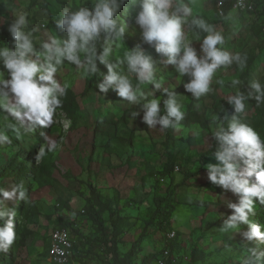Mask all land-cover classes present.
Wrapping results in <instances>:
<instances>
[{"label":"rangeland","instance_id":"obj_1","mask_svg":"<svg viewBox=\"0 0 264 264\" xmlns=\"http://www.w3.org/2000/svg\"><path fill=\"white\" fill-rule=\"evenodd\" d=\"M221 1L177 0V3L187 4L192 9L185 32L186 39L198 52L206 33L191 25L193 18L203 19L221 32L225 37L222 46L225 50L247 57L244 67L234 63L217 69L209 92L198 99L206 98L205 102L195 106L201 109L205 105L214 114H231L234 109L226 98L237 91L242 92L247 66L252 65V82L259 81L264 85V0L255 13L246 14L232 9L229 14L225 11V17L219 13ZM95 2L0 0V26L5 30L4 35H0V48L12 46L8 27L21 14L27 16L26 31L32 33L34 47L42 50L41 43L50 38L67 39V33L56 26L65 8L72 11L79 7L92 8ZM135 2L126 0L119 13V23L124 24L126 35L144 45L143 49L152 56L155 79L161 83V89H156L151 83H139L135 74L128 72L127 64L121 61L132 47L121 38L112 40L110 45L115 48V59L123 66L120 73L129 76L133 85H138L143 93L138 103L124 100L112 89L103 93L97 87L84 97L93 73L85 75L82 67L65 61L58 67L57 79L66 86L65 91H71L77 97L80 120L76 125L65 113L57 110L53 123L47 127L22 123L0 110V133L9 137L8 141L0 144V168L16 159L21 164V171L31 172L32 162L36 169V179L29 181L23 189V203L20 204L17 193V198L6 201L0 209L10 214L0 220V225L12 219L16 234L13 244L1 249L2 256L5 249L9 253L0 258V264H50L47 250L51 234L64 228L73 231L77 237L71 264H117L109 256V249L103 244L97 226L87 213L83 214L87 200L92 197L91 188L112 202L114 220H118L121 227L119 251L122 258L134 251L132 264H156L170 245L169 234L174 232L177 233L179 251L175 256L178 257L177 264H191L194 252L201 258L196 264H247L254 253L248 249V240L242 235L248 230L247 225L228 232L221 231L224 220L232 214L228 203L238 202L239 197L208 179L206 165L218 163L214 157L218 144L213 133L219 124H212L211 132H206L198 126L191 130L171 126L162 129L160 125L152 128L143 120V103L154 98L162 102L164 88L180 92L177 99L184 113L189 111L193 99L183 87L189 78L179 76L175 66L165 65L163 61L166 58L143 42L141 30L134 22ZM7 76L0 64V79ZM234 80L239 84L233 85ZM133 113L137 115L134 117ZM262 113L264 103L249 98L244 111L237 115L242 122L253 127ZM163 114L166 115L164 110ZM258 133L264 139V129ZM51 142H55L57 147L50 151ZM167 144L171 146V153L178 156L172 175H168L164 168ZM203 158L204 167L201 165ZM197 172H201L200 176L189 178V174ZM0 184H4L7 190L16 185L12 180L1 177ZM170 193V205L175 208L171 209V217L155 221L154 226L147 228L157 210L155 199L167 198ZM201 203H209V206L203 207ZM67 204L71 211L66 209ZM103 218L107 235L112 238L111 213H105ZM251 220L261 225L264 231V204L258 200ZM210 224L221 226L210 229ZM144 232H147V238L141 239ZM256 244L264 253V241L258 240ZM254 260L257 264H264V259Z\"/></svg>","mask_w":264,"mask_h":264},{"label":"clouds","instance_id":"obj_2","mask_svg":"<svg viewBox=\"0 0 264 264\" xmlns=\"http://www.w3.org/2000/svg\"><path fill=\"white\" fill-rule=\"evenodd\" d=\"M125 2L96 0L92 8L79 7L75 11L65 8L56 26L67 33V39L50 38L41 43L42 50L34 47L32 33L26 31L27 16L19 15L8 27L12 46L0 48V64L8 73L7 78L0 79V110L25 124L51 125L61 105L60 98L65 94L66 86L57 79L58 67L65 61L82 67L85 75L96 73L98 63L105 65L107 74L97 85L99 91L107 93L112 89L124 100L138 103L143 93L129 76L115 70L118 65L109 62L111 47L97 49L102 37L113 41L125 37V26L119 23V13ZM135 8L134 22L141 30L143 42L166 58L165 65L175 66L179 76L189 78L183 87L193 98L199 99L209 92L212 78L221 66L234 63L245 66L247 57L225 50L222 47L225 37L203 19L191 20L192 26L206 33L199 52L192 46L185 32L188 18L192 16L187 4L177 3V0H136ZM121 63L127 64L128 72L135 74L139 83H151L161 89V83L155 79L153 58L141 46L127 51ZM236 84L239 81L234 80L233 85ZM250 88L252 91L247 95L237 91L226 98L234 112H226L214 131L213 137L218 144L214 157L218 163L208 164L206 168L210 182L239 197L238 202L228 203L232 214L224 220L221 231L247 225L248 230L242 233L246 240L264 241L262 226L251 220L256 201L264 204V139L237 115L244 111L245 100L249 98L264 103V85L254 81ZM163 93L162 102L154 98L143 103V120L152 128L160 125L162 129L170 126L179 129L185 113L178 102V93L168 88H164ZM161 104L166 112L164 116L160 115ZM136 115L133 113L134 117ZM8 139L6 134L0 133V144ZM56 147L55 142L49 144L50 151ZM17 193L24 199L22 183L11 190L0 188V208L6 201L17 198ZM9 215L6 210H0V220ZM15 238L14 223L8 219L0 225V249L11 246Z\"/></svg>","mask_w":264,"mask_h":264},{"label":"trees","instance_id":"obj_3","mask_svg":"<svg viewBox=\"0 0 264 264\" xmlns=\"http://www.w3.org/2000/svg\"><path fill=\"white\" fill-rule=\"evenodd\" d=\"M222 1L226 4V7H225L226 12L229 14L231 10L233 9L236 0H222ZM255 29H258V27H256ZM262 30H263V26H262ZM4 33H5L4 28L0 26V35H4ZM123 39H126L128 44L132 48L136 46H141L142 48H145V46L141 45L139 41H135L129 38L126 35V33ZM111 41L112 40L110 39H105L102 37L101 41L98 42L97 44V49L98 51H102L103 47H111L112 51L108 57V60L110 63H113L114 65H118V67L115 70L118 72H121L123 70V66L119 61L115 59V48L110 45ZM251 67H252L251 64L246 67V73L244 75L245 85L242 89V93H244L245 95H247L249 92L252 91L250 90V84L252 83V78L250 74ZM105 74H107L106 66L98 63V70L96 73H93L92 78L88 81L86 92L83 95L84 97H87L92 92L93 88L97 87V85L103 81V75ZM187 94L192 97V94L190 93H187ZM178 95H180V92H178ZM60 99H61V105L56 110L65 113L70 119V121L73 123V125H76L78 121L80 120V108H79V104L77 101V97L75 96L73 92L65 91L64 96H62ZM192 99H193L192 105L189 111L185 113L184 119L180 122L179 129L191 130L193 127L198 126L203 131L211 132L212 124H215V123L219 124L222 121L224 114L219 113V112H216L214 114L212 109H210L209 107L205 105L201 109H196L195 106L200 102H205L206 98H204L203 100H198L192 97ZM247 100H245V102H247ZM160 115L164 116L163 109H161ZM214 115H216L217 119L215 118ZM226 126L227 125L225 124V127ZM253 128L257 132H260L264 129V113H262L261 116L256 119V124L255 126H253ZM166 153H167L166 155L167 162L164 166L165 172L168 175H172L175 169V162L176 160H178V156L171 153V146L169 144L166 145ZM27 156L29 159L30 155L27 154ZM204 158L201 160L202 167L205 166ZM20 165L21 164L16 159H13L8 164H6L4 167L0 168V177L5 178L8 181L12 180L16 185L22 183L23 189H24L25 185L29 181H34L36 179V169L33 165V162L30 163V168L32 169L31 172L21 171L19 169ZM200 173L201 172H197L196 174H189V178L198 177L200 176ZM184 185H187V183L184 182ZM0 188H4L7 190V187L4 184H0ZM91 195L92 197L88 199L86 202V212H84L83 214L87 213L89 218L97 226L98 231L100 235L102 236L103 244L106 245L109 249V256L112 257L113 260L117 264H132L131 259L133 257L134 251L129 253L124 258L121 257V254L119 251L118 239H119L121 227H120V222H118V220L117 221L114 220V214L112 211V202L109 201L108 199H104L94 188H91ZM24 199H20V204L23 203ZM171 202H172L171 193L169 194L167 198L159 197L155 199L157 210L153 213L150 222L147 223V228H151L152 226H154L155 221H158V220L164 221L171 217V209H175V208H172V206L170 205ZM201 206L208 207L209 203H204V204L201 203ZM66 209L68 211H71L70 206L68 204L66 205ZM107 212L111 213V217L113 218L114 233H113L112 238H109V235H107L106 226H105V222L103 218V215ZM120 220L126 221V219L124 218H120ZM217 226H221V224H210L209 227L210 229H213ZM146 233L147 232L143 233L141 239L147 238ZM176 243H177V238H176L175 243L169 245L171 249H173L172 255L174 257L178 255V252H179V251L177 252L178 248L176 246ZM256 243H258V239H255L253 241H248L247 247L251 251H254V253H252L250 257L248 258L247 264H257L254 259H258V258L262 260L264 259V255H262L264 253L263 251L259 250ZM49 248H50V244L47 250V255L49 252ZM166 249H168V247ZM8 253L9 251L5 249V252L3 253V256H2V250L0 249V258L5 257L6 255H8ZM180 253H181V250H180ZM164 257H165V251L163 252L162 257L157 260V262ZM192 257H193V260L191 264H196L197 262L201 261V258L197 256L196 252H194ZM175 258H178V257H175ZM166 263L175 264L172 260H166Z\"/></svg>","mask_w":264,"mask_h":264},{"label":"built area","instance_id":"obj_4","mask_svg":"<svg viewBox=\"0 0 264 264\" xmlns=\"http://www.w3.org/2000/svg\"><path fill=\"white\" fill-rule=\"evenodd\" d=\"M262 1L263 0H236L233 10L246 14L255 13L258 11ZM225 7L226 4L221 1L219 3V13L222 17H225L227 13H225ZM176 238V232L169 234L170 244L175 243ZM76 245L77 237L73 231L66 228L53 231L51 234L47 260L50 264H71L72 259L75 256ZM166 260H172L175 264L178 262V260L172 255V249L170 246L165 250V257L160 259L156 264H167Z\"/></svg>","mask_w":264,"mask_h":264}]
</instances>
